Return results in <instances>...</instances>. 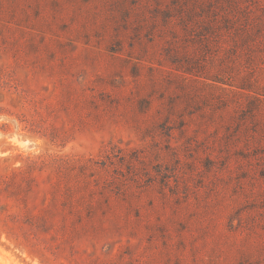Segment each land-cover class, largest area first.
Returning a JSON list of instances; mask_svg holds the SVG:
<instances>
[{
  "label": "rangeland",
  "instance_id": "1",
  "mask_svg": "<svg viewBox=\"0 0 264 264\" xmlns=\"http://www.w3.org/2000/svg\"><path fill=\"white\" fill-rule=\"evenodd\" d=\"M0 158V264H264V0H0Z\"/></svg>",
  "mask_w": 264,
  "mask_h": 264
},
{
  "label": "trees",
  "instance_id": "2",
  "mask_svg": "<svg viewBox=\"0 0 264 264\" xmlns=\"http://www.w3.org/2000/svg\"><path fill=\"white\" fill-rule=\"evenodd\" d=\"M0 158V235L5 233L9 238L16 237L20 232L27 234L26 226H36L39 220L44 221L40 213H33L29 201L22 190L23 182L21 167H13L3 171ZM8 199L11 204L6 202ZM11 208L15 211L9 212ZM14 224V226H13Z\"/></svg>",
  "mask_w": 264,
  "mask_h": 264
}]
</instances>
